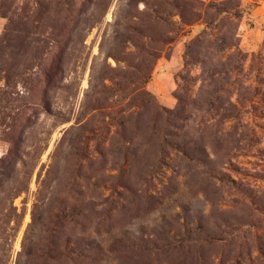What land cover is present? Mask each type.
Wrapping results in <instances>:
<instances>
[{
	"label": "rangeland",
	"instance_id": "374dc122",
	"mask_svg": "<svg viewBox=\"0 0 264 264\" xmlns=\"http://www.w3.org/2000/svg\"><path fill=\"white\" fill-rule=\"evenodd\" d=\"M127 1L0 0V264H264V0L205 73L201 21L130 45Z\"/></svg>",
	"mask_w": 264,
	"mask_h": 264
},
{
	"label": "trees",
	"instance_id": "16d2710c",
	"mask_svg": "<svg viewBox=\"0 0 264 264\" xmlns=\"http://www.w3.org/2000/svg\"><path fill=\"white\" fill-rule=\"evenodd\" d=\"M139 1L144 3L145 11L140 12L138 10L137 4ZM214 1L215 0H211L207 4L208 9H206V11L203 13L200 11V8H202L205 4L201 1H195L194 3L192 0H164L163 4L158 5L161 10H154L149 0H128L127 8L129 11L127 15L124 16L123 21L119 19L116 20V30L118 27L121 28L122 22H125V31L131 34V36L123 39L125 43L130 45H133L134 43H141L143 45L147 44L148 46L149 44H152V46L155 45L157 47L159 45L168 44L171 41V39L167 37V32L173 31L174 29L172 30V27H188L201 21L204 26L186 46V51L184 54V66H187V62L191 61L193 64L195 63V65L199 66L202 73H205L208 69L207 65H209L210 62L215 60L217 57L222 59V57L225 55V52L234 48L237 44L235 27L237 20L240 17V11L238 9L234 12L231 11L237 8L238 0H223L224 6L221 8L216 6ZM162 5L163 9L161 8ZM167 6L171 11L169 14H166L164 10ZM39 7L43 10L46 8V6H43L42 3L39 4ZM172 9L176 12L173 13ZM143 12H145L146 19L141 16ZM175 15H177L179 18V21L177 22L174 20ZM71 21H73L72 28L75 29L77 26V20L71 19ZM145 23H147V25H144ZM219 23L220 27L219 29H216L218 31H215V26H217ZM227 25H229V29L224 28ZM145 26L152 28V30L147 32ZM158 27H165L167 29L165 30V32L167 31L166 34L161 32ZM155 30H159V32H156ZM70 31H72V29ZM66 33L67 36H64L65 33H56L54 38L55 42L59 43L60 40L65 39V43H67L69 40L67 38L69 32ZM219 40H222L223 42L220 51L212 47V43L218 42ZM156 47H154V49H156ZM152 55L154 56L156 54ZM57 58L58 56L51 57L52 62L50 65L41 70V76H43V78H48L49 74L52 72L56 75L61 73L60 62L53 60ZM187 58L189 59L187 60ZM222 72L224 73V70L219 71L218 74ZM176 97L178 101V107H176L174 110V115H178L179 111H183L186 107V103H184L183 98L181 96ZM229 107H234L230 101ZM181 113L182 112H180V114ZM228 134L231 136L230 139L239 140V138H237L238 133L235 127L232 131H229ZM80 246L81 245H79V247ZM26 255H29V253ZM78 256L82 255L79 254ZM62 257L68 259L70 256L66 254Z\"/></svg>",
	"mask_w": 264,
	"mask_h": 264
}]
</instances>
